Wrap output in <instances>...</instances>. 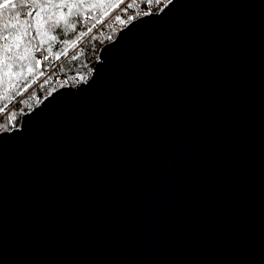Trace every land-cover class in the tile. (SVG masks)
<instances>
[{"label":"water","instance_id":"95a60500","mask_svg":"<svg viewBox=\"0 0 264 264\" xmlns=\"http://www.w3.org/2000/svg\"><path fill=\"white\" fill-rule=\"evenodd\" d=\"M0 264H264V0H170L1 132Z\"/></svg>","mask_w":264,"mask_h":264},{"label":"trees","instance_id":"16d2710c","mask_svg":"<svg viewBox=\"0 0 264 264\" xmlns=\"http://www.w3.org/2000/svg\"><path fill=\"white\" fill-rule=\"evenodd\" d=\"M168 1L7 0L9 7L0 8V133L18 127L22 115L32 110L51 92L85 81L98 60L100 48L112 41L120 28L143 15L159 11ZM5 2L6 0H0V5ZM12 3L17 5L16 9L10 7ZM23 4L28 7H20ZM64 4L81 5L79 11L82 15L76 32L72 33L69 29L62 39L49 41L44 34L47 32L45 25L37 34L35 29L40 27L35 24L37 18L47 20L50 17H67V8L55 7ZM14 12H21V16L14 18ZM28 12H33V16H26L25 13ZM75 15L76 9H73V17ZM26 20L33 22L34 27L28 28L24 23ZM13 24L15 28L12 27ZM73 40L76 41L75 44L71 43ZM41 41L44 42L42 47L51 46L53 52H35L34 46ZM37 54L42 59L43 55H49V59L43 61V66H33V57L36 58ZM57 55L59 59L56 58ZM21 65L33 66V73L29 74L25 70L24 77L21 78Z\"/></svg>","mask_w":264,"mask_h":264},{"label":"snow or ice","instance_id":"6c2138e0","mask_svg":"<svg viewBox=\"0 0 264 264\" xmlns=\"http://www.w3.org/2000/svg\"><path fill=\"white\" fill-rule=\"evenodd\" d=\"M9 4L6 0V2L2 5H0V8H8ZM10 7L12 9H16L17 5L15 3H12L10 5ZM20 7L25 8L28 7V5L23 4L20 5ZM58 9H62V8H67L68 14L67 17H62L60 19H53V18H48L47 20H44L43 17H39L35 20V24L40 25V27H37L35 30L37 32V34H39L40 32V28L44 27L45 25L47 26V32H45L44 34L48 36L49 41H57L58 39H62L63 35L68 34V30L70 29L72 33H75L77 30V23L80 22L79 18L82 15V13L79 11L81 5H68V4H64V5H56L55 6ZM95 7V6H93ZM73 9H76V15L75 17H73ZM90 10V9H89ZM35 10L33 9V12ZM33 12H28L25 13L26 16L31 17L33 16ZM14 18H19L21 16V12H14L13 13ZM53 16H55V13H53ZM86 19V17H85ZM41 21H43V23H41ZM24 23L27 24L28 28H33L34 24L31 21H24ZM13 28H15V24L12 25ZM50 33H55V34H50ZM25 35H27V32L25 33ZM81 35H83L81 33ZM7 39V37H5ZM29 43H31V41H29ZM44 42L41 41L39 42L37 45L34 46V51L38 52V53H52L53 52V47L49 46L47 48L42 47V44ZM65 43H68V41H65ZM72 44H75L76 41L73 40L71 41ZM57 59H59V55H57L56 57ZM49 59V55H43V61H47ZM33 66L35 67H40L42 65V61L40 59H36L35 56L33 57ZM33 66H29V65H21L20 66V72L19 75L21 76V78L24 77V71L27 70V72L29 74L33 73Z\"/></svg>","mask_w":264,"mask_h":264},{"label":"rangeland","instance_id":"374dc122","mask_svg":"<svg viewBox=\"0 0 264 264\" xmlns=\"http://www.w3.org/2000/svg\"><path fill=\"white\" fill-rule=\"evenodd\" d=\"M169 1H170V0H169ZM169 1H168V2H169ZM168 2H167V3H168ZM167 3H166V4H167ZM166 4H165V5H166ZM165 5H164V6H165ZM164 6H163V7H164ZM163 7H162V8H163ZM162 8H161V9H162ZM161 9H160V10H161ZM125 26H126V25H125ZM125 26H124V27H125ZM122 28H123V27H122ZM122 28H120V29H122ZM120 29H119V30H120ZM119 30H118V31H119ZM117 33H118V32H117ZM36 59H40V60L42 61V65H41V66H43V59H42V57L38 58L37 55H36ZM89 76H90V75H89ZM88 78H89V77H88ZM88 78H87V79H88ZM87 79H86V80H87ZM86 80H85V81H86ZM76 81L79 83L80 80L77 78ZM85 81H83V82H85ZM81 83H82V82H81ZM79 84H80V83H79ZM77 85H78V84H77ZM73 86H75V85H73ZM16 128H17V127H16Z\"/></svg>","mask_w":264,"mask_h":264},{"label":"built area","instance_id":"2783aa9c","mask_svg":"<svg viewBox=\"0 0 264 264\" xmlns=\"http://www.w3.org/2000/svg\"><path fill=\"white\" fill-rule=\"evenodd\" d=\"M37 57H38V58H40V57H41V55H40V54H37Z\"/></svg>","mask_w":264,"mask_h":264}]
</instances>
